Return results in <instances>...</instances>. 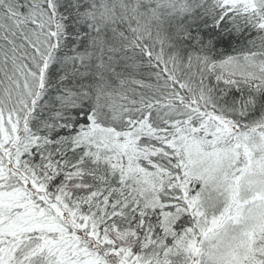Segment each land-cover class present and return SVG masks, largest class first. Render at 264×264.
I'll return each instance as SVG.
<instances>
[{"label": "snow or ice", "instance_id": "obj_1", "mask_svg": "<svg viewBox=\"0 0 264 264\" xmlns=\"http://www.w3.org/2000/svg\"><path fill=\"white\" fill-rule=\"evenodd\" d=\"M0 264H264V0H0Z\"/></svg>", "mask_w": 264, "mask_h": 264}]
</instances>
